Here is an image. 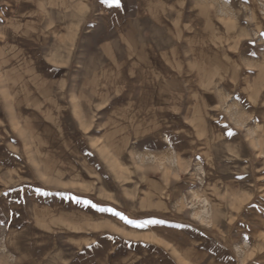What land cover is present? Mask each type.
Segmentation results:
<instances>
[{
	"label": "rangeland",
	"instance_id": "374dc122",
	"mask_svg": "<svg viewBox=\"0 0 264 264\" xmlns=\"http://www.w3.org/2000/svg\"><path fill=\"white\" fill-rule=\"evenodd\" d=\"M41 1L78 26L74 172L26 161L0 264H264V0Z\"/></svg>",
	"mask_w": 264,
	"mask_h": 264
},
{
	"label": "crops",
	"instance_id": "0c3cea01",
	"mask_svg": "<svg viewBox=\"0 0 264 264\" xmlns=\"http://www.w3.org/2000/svg\"><path fill=\"white\" fill-rule=\"evenodd\" d=\"M61 5L60 9L76 6ZM56 9L41 0L35 4L0 0V198H10L14 188L9 186L15 177L25 174L26 161L29 165L34 161L41 175H48V161H53L54 176L74 172L70 147L76 140L73 131H68V122L78 116L72 111L71 118L65 117L70 108L64 97L77 95L72 75L78 66L75 39L68 40V32L69 28L71 33L77 31L78 26L58 23L53 16L63 11ZM79 103L72 99L70 104ZM111 109L105 118L121 126L122 121L114 115L123 119V104L115 103ZM21 132L22 136H15Z\"/></svg>",
	"mask_w": 264,
	"mask_h": 264
},
{
	"label": "snow or ice",
	"instance_id": "6c2138e0",
	"mask_svg": "<svg viewBox=\"0 0 264 264\" xmlns=\"http://www.w3.org/2000/svg\"><path fill=\"white\" fill-rule=\"evenodd\" d=\"M102 3L115 7H120L121 0H101ZM78 199V198H77ZM86 203H91L90 201H86ZM95 207V205H93ZM103 210V209H102ZM116 215L121 216L122 219L127 220L126 217H123L120 213H116ZM128 223H133V221H127ZM149 223H164V221H149ZM137 226H143V225H137Z\"/></svg>",
	"mask_w": 264,
	"mask_h": 264
}]
</instances>
